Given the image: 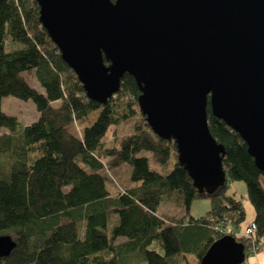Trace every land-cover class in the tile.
Listing matches in <instances>:
<instances>
[{
    "label": "trees",
    "instance_id": "trees-1",
    "mask_svg": "<svg viewBox=\"0 0 264 264\" xmlns=\"http://www.w3.org/2000/svg\"><path fill=\"white\" fill-rule=\"evenodd\" d=\"M39 17L37 0H0V235L12 232L17 243L0 264H199L227 234L249 256L264 236V172L240 134L212 114L209 101V129L225 147L226 181L212 194L199 192L179 162L175 140L161 138L147 123L134 76L125 73L106 104L89 98ZM24 72H35L43 93L28 84ZM8 95L32 99L39 119L22 125L6 114L2 99ZM97 110L82 137L69 130ZM138 114L134 132L119 146L108 145L109 127ZM143 151L160 169L151 167ZM121 166L128 181L117 183L114 193L107 183L120 176ZM237 180L246 183L242 198L229 192ZM199 197H210L211 208L194 217L190 209ZM245 198L255 209L254 237L239 234L247 218ZM161 202L186 212L160 213ZM154 242L162 253L150 248Z\"/></svg>",
    "mask_w": 264,
    "mask_h": 264
},
{
    "label": "water",
    "instance_id": "water-1",
    "mask_svg": "<svg viewBox=\"0 0 264 264\" xmlns=\"http://www.w3.org/2000/svg\"><path fill=\"white\" fill-rule=\"evenodd\" d=\"M40 22L63 59L100 103L134 76L151 129L175 140L179 162L199 192L226 181L225 147L209 129L212 114L237 131L264 172V0H37ZM0 235V257L16 246ZM231 234L199 264H242Z\"/></svg>",
    "mask_w": 264,
    "mask_h": 264
},
{
    "label": "rangeland",
    "instance_id": "rangeland-1",
    "mask_svg": "<svg viewBox=\"0 0 264 264\" xmlns=\"http://www.w3.org/2000/svg\"><path fill=\"white\" fill-rule=\"evenodd\" d=\"M11 48L17 47V45H9ZM28 84L32 87H34L37 91L43 93L44 88L38 81L35 72H24L23 73ZM60 104V101L53 102V106H58ZM2 110L9 115L16 116L20 123L22 125H28L34 121H37L40 117V112L38 111L35 102L32 99L25 100L21 99L19 97L13 96V95H8L3 97L2 99ZM100 110H97L91 114H89L87 117L80 119V120H75L73 123L69 125V130L76 136L82 137L83 136V131L85 127L91 125L97 118ZM140 117V114L135 115L134 117L126 120L125 122L119 124V125H111L107 131L105 140L107 141L108 145H117L119 146L120 140L123 136H126L128 134H131L134 132L135 129V124L138 121ZM140 155H146L150 159V165L152 168L155 169H160V166L154 161L152 155L150 152L143 151L141 152ZM109 158L105 159V164L107 168L109 167ZM127 167L121 166L119 173L120 176L116 177L115 180H109V183H107L110 187V189L115 193L118 191V185L119 183L122 187L124 186L123 183L127 184L128 181V174H127ZM264 177V176H263ZM131 183V181L129 180ZM246 183L241 180L233 181L231 182L229 192L230 193H235L237 197L242 198L243 193H245L246 196ZM245 200H247L245 198ZM211 208V198L210 197H199L196 198L192 205H191V215L194 217H201L207 213L208 210ZM159 212L160 213H168L172 214L178 217H181L185 214V209L182 207H178L175 203L172 202H161L159 205ZM249 220L246 218V221L244 222L247 224ZM116 221H112L110 223V227L115 224ZM243 227V226H242ZM12 236L14 234L11 232ZM125 238H121L120 241H124ZM150 248L156 249L159 252H163V249L160 247V245L157 242H154ZM245 263V260L242 264ZM132 264H139L137 262H133Z\"/></svg>",
    "mask_w": 264,
    "mask_h": 264
},
{
    "label": "crops",
    "instance_id": "crops-1",
    "mask_svg": "<svg viewBox=\"0 0 264 264\" xmlns=\"http://www.w3.org/2000/svg\"><path fill=\"white\" fill-rule=\"evenodd\" d=\"M261 180H262V183L264 185V177H262ZM243 195L245 196V193H243ZM244 203H245V207H246V211H247V219L249 221H251L255 217V209L249 200L244 199ZM244 225H245V223L242 224V226H244ZM244 264H264V236L262 237L261 249L256 253L249 254V256H247L245 258Z\"/></svg>",
    "mask_w": 264,
    "mask_h": 264
},
{
    "label": "built area",
    "instance_id": "built-area-1",
    "mask_svg": "<svg viewBox=\"0 0 264 264\" xmlns=\"http://www.w3.org/2000/svg\"><path fill=\"white\" fill-rule=\"evenodd\" d=\"M257 230V224L254 220L249 221L245 224L239 234L247 237H254L255 231ZM262 247V238L252 245L250 254L258 252Z\"/></svg>",
    "mask_w": 264,
    "mask_h": 264
}]
</instances>
